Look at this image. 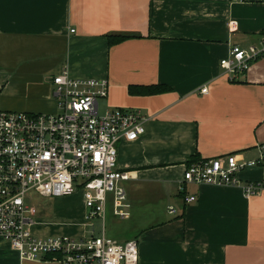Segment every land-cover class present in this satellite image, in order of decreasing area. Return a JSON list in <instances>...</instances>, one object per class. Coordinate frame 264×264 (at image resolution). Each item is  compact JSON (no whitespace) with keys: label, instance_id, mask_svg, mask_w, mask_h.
Returning <instances> with one entry per match:
<instances>
[{"label":"crops","instance_id":"obj_1","mask_svg":"<svg viewBox=\"0 0 264 264\" xmlns=\"http://www.w3.org/2000/svg\"><path fill=\"white\" fill-rule=\"evenodd\" d=\"M262 33L264 0H0V111L56 113L52 79L64 70L108 80L106 105L149 121L144 135L118 146V167L131 176V215L116 219L108 209L107 235L137 239L138 264H264V191L246 198L239 188L189 185L191 204L178 193L196 158L259 157L264 56L233 82L220 63L233 45L258 44ZM111 37L124 40L111 45ZM163 84L170 90L162 94L129 93ZM237 176L258 182L264 169ZM48 200L51 215L36 216L34 236L96 234L81 194ZM0 264L58 263L22 259L0 237Z\"/></svg>","mask_w":264,"mask_h":264},{"label":"built area","instance_id":"obj_2","mask_svg":"<svg viewBox=\"0 0 264 264\" xmlns=\"http://www.w3.org/2000/svg\"><path fill=\"white\" fill-rule=\"evenodd\" d=\"M229 28L235 31L236 24ZM263 56L264 33L258 44L233 45L220 67L233 82ZM200 92L207 94L208 88ZM52 94L54 114L0 111V237L29 261L138 264L139 241L109 237L106 218L109 208L117 218L131 215L125 186L131 176L118 167V146L144 135L149 117L108 105L101 111L99 101L109 95L108 80L77 79L67 70L53 77ZM257 149L259 157L253 160L228 154L190 163L178 193L186 204L197 200L187 193L189 185L239 188L246 198L260 194L264 178L242 182L237 176L250 168L264 169V144ZM77 194L84 199L89 225L101 221L100 235L41 239L32 234L37 216L32 197L61 199Z\"/></svg>","mask_w":264,"mask_h":264},{"label":"rangeland","instance_id":"obj_3","mask_svg":"<svg viewBox=\"0 0 264 264\" xmlns=\"http://www.w3.org/2000/svg\"><path fill=\"white\" fill-rule=\"evenodd\" d=\"M100 107H101V111L104 110L106 102L104 100H100ZM126 186V185H125ZM33 201H31V204L33 207H35L37 209V220L40 219L41 216L46 217V215H51V211H52V207H53V202L43 198V197H39V196H35L32 197ZM112 213L111 208H109V212L108 215H110ZM113 215V214H111ZM116 219H121V218H117ZM123 220V219H121ZM94 228H91V230H94L96 235H100V231H101V221H99L98 219H96V221L94 222ZM41 227V229L43 228L44 231H46V229L48 230L50 227H46V226H39ZM108 228L110 230V221H109V216L107 217V222H106V231H108ZM36 234V233H34ZM108 234V233H107ZM39 236H42L41 239H47L50 238L51 235H49V237H44L46 235H42V234H36Z\"/></svg>","mask_w":264,"mask_h":264},{"label":"trees","instance_id":"obj_4","mask_svg":"<svg viewBox=\"0 0 264 264\" xmlns=\"http://www.w3.org/2000/svg\"><path fill=\"white\" fill-rule=\"evenodd\" d=\"M124 40V37H111L109 38V43L111 45L117 44ZM170 90L167 85H157V86H131L129 88V93L133 96H153L162 94ZM198 161V159L192 160L190 163Z\"/></svg>","mask_w":264,"mask_h":264}]
</instances>
